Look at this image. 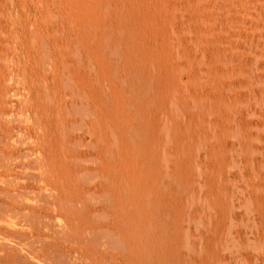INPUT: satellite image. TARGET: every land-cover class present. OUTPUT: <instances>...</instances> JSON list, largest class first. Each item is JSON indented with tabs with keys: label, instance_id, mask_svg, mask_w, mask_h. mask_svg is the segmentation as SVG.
<instances>
[{
	"label": "rangeland",
	"instance_id": "374dc122",
	"mask_svg": "<svg viewBox=\"0 0 264 264\" xmlns=\"http://www.w3.org/2000/svg\"><path fill=\"white\" fill-rule=\"evenodd\" d=\"M0 215V264H264V0H0Z\"/></svg>",
	"mask_w": 264,
	"mask_h": 264
},
{
	"label": "bare ground",
	"instance_id": "6f19581e",
	"mask_svg": "<svg viewBox=\"0 0 264 264\" xmlns=\"http://www.w3.org/2000/svg\"><path fill=\"white\" fill-rule=\"evenodd\" d=\"M6 205V204H5ZM1 216V215H0ZM9 216V215H8ZM1 219V218H0ZM5 219V218H4ZM9 242V241H8Z\"/></svg>",
	"mask_w": 264,
	"mask_h": 264
}]
</instances>
